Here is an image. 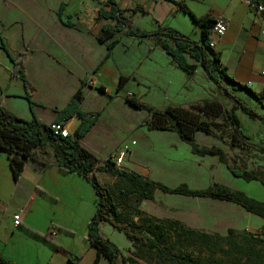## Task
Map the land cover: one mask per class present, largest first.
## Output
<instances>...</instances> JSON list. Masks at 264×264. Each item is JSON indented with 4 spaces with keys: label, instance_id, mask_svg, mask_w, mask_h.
I'll use <instances>...</instances> for the list:
<instances>
[{
    "label": "rangeland",
    "instance_id": "374dc122",
    "mask_svg": "<svg viewBox=\"0 0 264 264\" xmlns=\"http://www.w3.org/2000/svg\"><path fill=\"white\" fill-rule=\"evenodd\" d=\"M132 26L149 30L152 23L149 18L139 16L133 18ZM183 34L196 40L199 30L189 25ZM120 40L115 63L109 65L110 71L104 70L100 76V71L96 69L98 64L91 65L82 59L79 62L80 70L69 71L66 75L59 72L56 74L53 66L43 68L38 65L41 69L35 75L41 82H31L32 90L45 97L49 90L60 91L64 88L63 91L69 93L66 90L73 87L68 85L67 79L74 77L73 85L77 83L74 94L79 88L84 94L81 108L101 112L93 131L80 141L92 154L95 166H103L104 162L113 158H123L121 169L137 173L149 182L162 183L170 188L186 184L193 190L223 186L264 202V187L259 182H248L234 176L216 156L195 154L192 147L182 142L173 132L149 129L147 124L154 126L155 118L147 110L132 107L126 98L136 97L143 104L157 110L176 106L202 119L219 122V130L211 133L198 131L194 140L202 147L222 148L231 164L237 168L264 171V125L237 111L242 135L236 138L225 118V111L232 108L233 100L207 79L201 67L193 76H188L176 67L157 45L155 38H149L145 44V41L138 38L121 37ZM158 47L160 49H156ZM147 48H151V54L145 60ZM86 49L87 46L81 50V54ZM125 57L130 63L127 65L129 71L126 72L133 79L125 83L126 88L117 92L115 84L122 75ZM144 60L151 64L144 65ZM167 60L171 62V68ZM188 61L194 63L189 56ZM61 67L66 70L65 65ZM53 77L55 80H49ZM106 77H109V82ZM16 83L20 90L22 82L17 79ZM102 85L106 87L104 91L101 90ZM221 86L227 87L226 83ZM234 95L264 114V110L246 93L238 91ZM70 127L73 128L72 125ZM41 152L50 157L54 151L47 147ZM98 176L101 182L114 180L110 187L118 203L117 221L133 222L142 228L153 227L156 236L152 238L161 243L166 251L162 254L156 249L134 243L123 232L105 224L101 231L102 237L115 244L121 252L117 264H186L188 260H195L198 264H259L256 263L257 259H250L248 254L254 248L264 254V244L255 241L262 234L264 219L249 213L240 205L212 198L170 195L158 189L154 192L153 201H139L137 195L130 192L129 181L101 172ZM75 178L64 183H53L50 192L42 195V198L56 205L58 214L64 212L67 217L70 216L74 227L82 233L86 213L93 214L95 211V194L86 179ZM162 221L177 222L199 233L231 238L207 245L193 235L183 236L181 231L176 233L165 228ZM160 228H163V233Z\"/></svg>",
    "mask_w": 264,
    "mask_h": 264
},
{
    "label": "crops",
    "instance_id": "0c3cea01",
    "mask_svg": "<svg viewBox=\"0 0 264 264\" xmlns=\"http://www.w3.org/2000/svg\"><path fill=\"white\" fill-rule=\"evenodd\" d=\"M116 8L131 24L134 17L149 18L152 27L148 31L161 25L183 34L186 26L193 25L199 30V36L194 41L200 40L201 29L193 17L198 20L224 18L228 23V31L223 37L214 39V50L220 55L222 67H226L228 75L236 82L249 86L258 94H264V37L260 34L264 21L252 9L249 0H0V99L3 107L23 120L31 121L35 116L42 124L56 122L57 112L74 96L77 83L74 86V77H69L68 85L73 87L66 90L69 93L61 88L60 91L49 90L42 97L32 90L31 84L32 81L41 82L35 75L41 69L38 65L43 68L53 66L56 74L66 75L69 71L80 70L79 62L85 59L91 65L98 64L96 69L100 71L99 76L104 70L110 71L109 65L116 61L118 46L111 52L109 59L101 64L108 51L96 40L95 34L102 27L115 24L110 19L99 20L100 11L110 12ZM142 40L145 44L149 38ZM86 46L87 49L81 54ZM147 49L145 60L151 54V48ZM22 53L25 54L22 68L27 87L11 73L14 69L12 59ZM167 62L171 68V62ZM129 64L125 57L122 75L115 84L117 92L126 88L124 85L117 89L121 76H128V81L133 79L126 72L129 71ZM146 64L151 63L145 61ZM62 65L66 66V70ZM17 79L22 82L20 90L17 89ZM222 83L232 89L230 83ZM102 87L106 89L104 85ZM30 101L34 103L33 107ZM67 123L72 125L75 132L81 118L74 115ZM47 147L50 146L43 149ZM43 149L35 150L36 160L27 162L17 181L11 173L8 153L0 150V259L10 264H110L108 258L98 255L96 248L85 239L96 208L93 214L86 213L85 228L79 233L70 216L67 217L64 212L58 214L57 206L42 198V195L50 192L53 183L81 177L61 171L55 152L49 157L41 152ZM112 182L102 180L109 187ZM19 213V222L15 223L13 216ZM105 224L108 223L100 226V235ZM33 232L45 234L49 240Z\"/></svg>",
    "mask_w": 264,
    "mask_h": 264
},
{
    "label": "trees",
    "instance_id": "16d2710c",
    "mask_svg": "<svg viewBox=\"0 0 264 264\" xmlns=\"http://www.w3.org/2000/svg\"><path fill=\"white\" fill-rule=\"evenodd\" d=\"M63 5L61 9H63ZM136 11V10H135ZM98 19H110L115 21L114 25L104 26L95 34L96 40L107 48V55L102 60L104 64L110 57L111 52L120 44L121 37H132L138 39L155 38L157 45L171 58L176 67L182 70L188 76H193L198 68H202L207 79L216 86L220 87L233 100V106L225 111L227 124L233 129L235 137L239 139L241 134V120L237 111L242 112L253 120H257L264 125V114L251 107L247 102L234 95V92H244L255 100L257 106L264 110V94L256 93L247 85L236 82L228 75L226 67H222L221 58L214 48L210 47L212 40L211 26L213 20L204 18L198 20L193 17L194 22L201 29V38L199 41L191 40L177 30L159 25L153 31L143 30L133 27L131 22L123 16L119 8L110 12L101 10ZM72 27L71 23H67ZM25 54L13 58L14 69L11 72L13 76L21 79L27 87V80L22 68ZM188 56L194 60V63L188 61ZM100 64V65H101ZM128 76H121L117 89H121ZM228 82L232 89L222 87V82ZM101 90H105L101 86ZM128 103L139 110H147L156 120L154 126L147 124L149 129L167 130L175 133L182 142L189 144L195 154L201 156H216L219 161L226 165L228 170L236 177L243 178L251 182L257 181L264 187V171L256 169H246L234 167L225 151L220 147H202L194 140V135L198 131L211 133L219 130L221 124L215 120L202 119L199 115L181 109L176 106H168L164 110H157L149 107L136 97L126 98ZM84 100L82 89L79 88L68 104L57 112L56 122H67L74 115L81 118V123L74 132V137H62L55 135L49 124L38 122L36 117L31 121L23 120L7 111L0 99V150L9 155L10 169L13 179L17 181L24 171L27 162L34 161L37 158L36 149H43L50 146L54 149L58 168L65 173L77 174L85 178L92 186L95 194L96 211L88 225L86 240L96 248L98 255H104L110 261V264H117L121 257L119 248L104 239L100 235V226L104 223L110 224L114 229L123 232L128 240L139 243L150 249H156L165 254V247H161L152 237L156 236L155 229L151 226L142 228L133 222L120 223L117 221L118 203L116 195L111 187L102 183L97 173H105L117 176L130 182V192L137 195L139 201L154 200V192L158 189L165 194L180 195L195 198H212L232 202L240 205L249 213H252L261 219H264V202L254 200L241 191H234L223 186L209 187L205 190H193L186 184H181L175 188H170L162 183H153L144 180L139 174L131 173L127 170H120L114 162L107 160L103 166H95L92 154L84 148L80 141L83 140L97 123L101 113H91L82 110L81 104ZM34 103L30 101V106ZM264 153V148H262ZM153 221V219H149ZM165 228L182 232L183 236L193 235L207 245L220 241H228L231 236H220L219 234L199 233L193 229H186L183 224L170 221L161 222ZM163 233V228H160ZM233 233V230L229 231ZM35 235L49 240L47 235L33 232ZM257 243L264 244V225L262 234L255 239ZM51 242V241H50ZM54 244V243H52ZM254 251V252H253ZM251 250L248 257L257 259L256 263H264V254L258 252L255 248ZM0 264H10L0 259ZM186 264H198L195 260H188Z\"/></svg>",
    "mask_w": 264,
    "mask_h": 264
},
{
    "label": "built area",
    "instance_id": "2783aa9c",
    "mask_svg": "<svg viewBox=\"0 0 264 264\" xmlns=\"http://www.w3.org/2000/svg\"><path fill=\"white\" fill-rule=\"evenodd\" d=\"M249 4L256 14L264 21V0H249ZM227 31L228 23L224 18L219 17L213 19L211 26L212 40L210 47L214 48L216 45L215 40L223 37ZM260 34L264 37V28L260 30ZM50 128L55 135H60L65 138L74 137V131L67 122H52L50 124ZM111 161L114 162L118 169L123 170L120 168L123 164V158H113ZM13 219L15 223H18L20 219V213L15 214Z\"/></svg>",
    "mask_w": 264,
    "mask_h": 264
}]
</instances>
